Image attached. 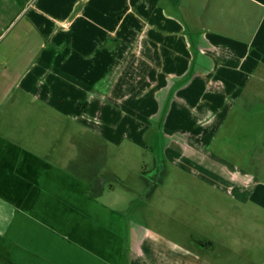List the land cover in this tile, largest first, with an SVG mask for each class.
I'll use <instances>...</instances> for the list:
<instances>
[{
	"label": "crops",
	"instance_id": "crops-1",
	"mask_svg": "<svg viewBox=\"0 0 264 264\" xmlns=\"http://www.w3.org/2000/svg\"><path fill=\"white\" fill-rule=\"evenodd\" d=\"M181 2L0 0V264H157L107 167L140 81L147 127L226 153L223 189L264 210V0Z\"/></svg>",
	"mask_w": 264,
	"mask_h": 264
},
{
	"label": "rangeland",
	"instance_id": "rangeland-1",
	"mask_svg": "<svg viewBox=\"0 0 264 264\" xmlns=\"http://www.w3.org/2000/svg\"><path fill=\"white\" fill-rule=\"evenodd\" d=\"M196 32L188 27L186 37L192 41ZM151 84L140 81L131 98L141 109L132 113L140 120V129H119V135L124 132L125 158L122 163L110 161L107 167L123 177L113 181L111 194L125 203L126 214L141 217L140 226L148 230L157 264H176L175 258L186 259L187 264H264V210L245 202L244 191L223 189L228 178L222 163L232 162L226 153L208 145L206 158L194 155L182 142L180 129L147 127L152 122L145 111L150 100L156 104ZM167 105L159 107L161 117ZM130 106L121 105L123 123ZM104 130L114 136L113 130ZM255 153H260L259 148ZM177 246L191 253L177 251Z\"/></svg>",
	"mask_w": 264,
	"mask_h": 264
}]
</instances>
